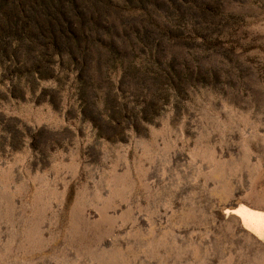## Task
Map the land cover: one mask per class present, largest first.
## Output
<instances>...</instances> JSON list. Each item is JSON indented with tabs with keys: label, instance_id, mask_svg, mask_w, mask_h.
Listing matches in <instances>:
<instances>
[{
	"label": "rangeland",
	"instance_id": "1",
	"mask_svg": "<svg viewBox=\"0 0 264 264\" xmlns=\"http://www.w3.org/2000/svg\"><path fill=\"white\" fill-rule=\"evenodd\" d=\"M264 0H0V264H264Z\"/></svg>",
	"mask_w": 264,
	"mask_h": 264
},
{
	"label": "bare ground",
	"instance_id": "2",
	"mask_svg": "<svg viewBox=\"0 0 264 264\" xmlns=\"http://www.w3.org/2000/svg\"><path fill=\"white\" fill-rule=\"evenodd\" d=\"M240 219L242 226L250 230L258 238L264 239V211L240 205L234 212Z\"/></svg>",
	"mask_w": 264,
	"mask_h": 264
}]
</instances>
